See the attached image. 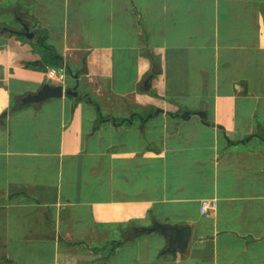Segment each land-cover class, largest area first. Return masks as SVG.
<instances>
[{
    "label": "crops",
    "instance_id": "0c3cea01",
    "mask_svg": "<svg viewBox=\"0 0 264 264\" xmlns=\"http://www.w3.org/2000/svg\"><path fill=\"white\" fill-rule=\"evenodd\" d=\"M0 264H264V0H0Z\"/></svg>",
    "mask_w": 264,
    "mask_h": 264
},
{
    "label": "water",
    "instance_id": "95a60500",
    "mask_svg": "<svg viewBox=\"0 0 264 264\" xmlns=\"http://www.w3.org/2000/svg\"><path fill=\"white\" fill-rule=\"evenodd\" d=\"M18 22L21 27L20 30L10 31V33L23 36L28 40L32 39L33 34L32 32H30L28 26L25 23H23L21 20H18ZM4 29L7 30L6 28ZM63 95L73 96V97L76 96L75 92H73L72 90H63L62 86L44 85L35 94L24 98L22 100V104H39L49 99H59ZM158 113H161V110H158ZM154 231L160 232L162 236L168 239L167 251H173L175 247L180 251H183L185 249L188 240V233H189L187 228L178 230L175 228H168L166 226L154 224L152 228L142 230V232L144 233H149Z\"/></svg>",
    "mask_w": 264,
    "mask_h": 264
},
{
    "label": "built area",
    "instance_id": "2783aa9c",
    "mask_svg": "<svg viewBox=\"0 0 264 264\" xmlns=\"http://www.w3.org/2000/svg\"><path fill=\"white\" fill-rule=\"evenodd\" d=\"M65 73V68H50L46 71L45 77L49 82L62 84L65 78ZM215 207V202L203 200L200 205V213L204 215Z\"/></svg>",
    "mask_w": 264,
    "mask_h": 264
},
{
    "label": "trees",
    "instance_id": "16d2710c",
    "mask_svg": "<svg viewBox=\"0 0 264 264\" xmlns=\"http://www.w3.org/2000/svg\"><path fill=\"white\" fill-rule=\"evenodd\" d=\"M38 43L37 46H39L40 48H42L45 51V56L43 57V63L44 65L47 66H51L53 68H65L66 73L68 72V68L65 67V64L63 63L62 59L60 57H58L52 49L48 48L45 44H44V40L45 38L43 36H39L37 38ZM27 66H30L32 68H37L40 66L38 65V63L35 64H29Z\"/></svg>",
    "mask_w": 264,
    "mask_h": 264
},
{
    "label": "rangeland",
    "instance_id": "374dc122",
    "mask_svg": "<svg viewBox=\"0 0 264 264\" xmlns=\"http://www.w3.org/2000/svg\"><path fill=\"white\" fill-rule=\"evenodd\" d=\"M34 46H35V44H34V43H32V45H31V48H32V49H33V48H35Z\"/></svg>",
    "mask_w": 264,
    "mask_h": 264
}]
</instances>
